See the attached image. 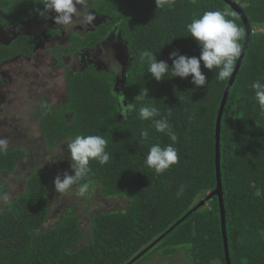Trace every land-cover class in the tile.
I'll return each mask as SVG.
<instances>
[{
  "label": "trees",
  "instance_id": "obj_1",
  "mask_svg": "<svg viewBox=\"0 0 264 264\" xmlns=\"http://www.w3.org/2000/svg\"><path fill=\"white\" fill-rule=\"evenodd\" d=\"M230 1L241 9L252 32L220 123L219 167L228 254L230 264H264V126L255 122L264 124V113L250 88L264 77V0ZM90 7L91 12L104 15V21L84 36L73 34L71 46L62 51L95 45L115 24L128 55L122 85L114 88L111 69L67 70L64 99L50 104L37 93L40 105L35 114L40 116L39 129L48 146L78 134L101 135L108 141L111 159L105 165L90 162L93 171L88 182L104 199L126 198L127 208L90 215V236L78 243L83 230L72 205H65L58 220L44 227L50 175L33 172L24 190L0 207V264H126L158 243H167L174 252L183 249L189 264H227L216 196L185 215L197 198L215 187V118L227 81H218L217 70L206 69L201 62L206 86L196 87L191 76L157 82L147 73V65L140 63L139 53L153 51L170 66L169 53L177 49L199 57L200 47L188 33L187 23L205 11L228 10L235 14L228 18L244 32L239 14L225 0H176L163 10L156 9L155 0H91ZM37 9H43L38 0H0V27L40 17ZM20 39L0 41V65L24 52L16 41ZM33 42L29 36L24 45L30 48ZM144 87L149 89L144 102L158 107L178 135L173 146L180 161L160 175L146 166V155L152 144L173 142L149 128V122L139 120L137 112L126 119L120 113L122 99L125 106L136 103L140 107L135 97ZM141 129L149 131L146 143ZM24 154L17 146L8 147L0 154V175L13 171ZM181 187L183 194L177 196ZM7 190L0 180V193L7 194Z\"/></svg>",
  "mask_w": 264,
  "mask_h": 264
},
{
  "label": "clouds",
  "instance_id": "obj_2",
  "mask_svg": "<svg viewBox=\"0 0 264 264\" xmlns=\"http://www.w3.org/2000/svg\"><path fill=\"white\" fill-rule=\"evenodd\" d=\"M38 2L43 4L42 10L37 9L38 15L47 18L50 11L55 12L57 14L53 17L55 23L62 26L66 32L71 33L76 25H81L86 29L95 19V15L89 11L91 0H38ZM175 3L176 0H155L156 9L162 10L171 8ZM234 15L228 10L205 11L187 23L188 33L200 47L199 57L180 54L177 49L169 53V59L172 60L170 66L167 61L158 60L155 52L142 50L139 53V61L147 65V73H150L157 82L166 77L188 78L191 76V82L196 87L206 86L208 81L201 70V62L204 68L217 70L215 75L218 81H227L233 75L236 61L241 56V41L244 36L243 29L236 24L234 19L228 18ZM105 59H111L110 54H105ZM250 88L254 91V100L259 105L260 111L264 113V77L252 82ZM148 92L149 89L144 87L143 91L135 97V101L141 102L138 109L136 103H128L125 106L123 103L125 99H122L120 113L126 119L130 113L137 112L139 120L149 122V128L154 127L156 132L163 133L173 142L164 146L159 143L152 144L146 155L144 161L146 166L155 174L160 175L180 161L178 149L173 146L178 141V135L168 119L161 116L158 107L144 102L145 98L149 97ZM157 117L160 118L157 119ZM255 122L258 127L264 126V124ZM140 135L142 142L146 143L149 139L148 129H141ZM8 146L7 138H0V154L6 153ZM107 148L108 141L101 135H76L68 143L71 157L70 167L74 174H69L67 171L62 176L58 174L54 180L55 191L66 194L72 190L74 185H79L76 194L85 197L90 187L88 178L93 171L90 162L95 161L100 165L107 164L111 159V153L107 151ZM183 191L181 187L177 196L182 195ZM0 199L7 201L8 196L0 193ZM209 200H206L207 203Z\"/></svg>",
  "mask_w": 264,
  "mask_h": 264
},
{
  "label": "rangeland",
  "instance_id": "obj_3",
  "mask_svg": "<svg viewBox=\"0 0 264 264\" xmlns=\"http://www.w3.org/2000/svg\"><path fill=\"white\" fill-rule=\"evenodd\" d=\"M49 57H40L39 59L43 61ZM39 59L38 61L23 60L19 62L17 66L9 69V73L13 75L12 80L8 81V78L4 77L1 81L4 88L1 92L7 99L9 97V101L8 103L0 102V138H7L8 147L17 146L25 154L23 159L17 162L13 171L0 175V180L6 184L8 189L6 194L8 200L0 199V207L4 206L17 193L24 190L25 180L29 174L36 171H46L50 175V182L46 192L49 210L44 227L58 220L65 205H72L73 213L79 217L80 227L83 230V237L78 242L81 243L90 236V215L102 211L125 209L127 208L128 200L121 196L104 199L92 187H89L85 197H80L76 194L78 191L77 185H74L72 190L66 194L55 191V177L58 174L62 176L65 171L72 174L68 143L73 138L66 137L56 141L53 146H48L44 141L43 134L40 132L38 125L40 116L33 114L37 107L35 101L38 98L34 97V99L29 100V94L35 96L39 92L45 93L41 95L50 98L51 102H56L57 98L51 88L56 89L57 84L50 83L47 77L52 70L50 65ZM21 63H23L22 66ZM42 63L46 66L43 67ZM5 67H3L5 68L4 70H7L8 66ZM43 70L46 72L45 75L42 73ZM56 74L57 83L62 86L61 77L58 73ZM32 79L33 82H27ZM39 80L44 86L40 85ZM31 86L34 87V91H30ZM6 88H9V91H6ZM8 93H10V96ZM27 93L29 94L27 95ZM196 201H198V198ZM206 204L207 201L199 208ZM168 247L167 243H158L132 264H189V257L185 256L183 249H178L174 252L168 250Z\"/></svg>",
  "mask_w": 264,
  "mask_h": 264
},
{
  "label": "flooded vegetation",
  "instance_id": "obj_4",
  "mask_svg": "<svg viewBox=\"0 0 264 264\" xmlns=\"http://www.w3.org/2000/svg\"><path fill=\"white\" fill-rule=\"evenodd\" d=\"M92 13L95 15L92 25L86 29L81 25H76L71 33L64 31L62 26L55 23L53 17L57 14L52 11L48 13L47 18L34 16L19 23H11L2 28L0 27V33L3 35L0 37V41H10L20 37L21 39L16 41H18L20 45L22 44L21 47L24 51L23 53L16 54L13 58H7L0 65V102L8 103L9 101V97L7 99V97L1 92V90L4 89L1 81L4 77H7L8 81L12 80L13 75L9 73L11 67L17 66L18 63L23 60L38 61L40 57L44 58L47 56L50 57L43 61L41 59L39 60L50 65L52 68L47 77L49 78L50 83L53 82L57 84V88H51V90L58 101L62 100L60 97L64 98L65 81L63 75L67 70L70 72L72 70H81L85 67H92L97 70L111 69L114 71L113 86H115V88H117L118 85L121 86V80L124 78L127 63H125L124 59L120 60L117 55L121 50L119 41L122 38L120 37L115 24L111 26L104 37L95 43V45L89 47L81 46L78 47L77 50L68 53H63L62 51V47L71 46V37L73 34L84 36L88 31L94 30L99 24H101V22H98V19L104 15L98 16L95 12ZM29 36H32V40H34V42L30 44V48L24 45V43L27 44ZM122 41L124 40L122 39ZM105 54H110L111 59H105ZM48 59L50 60V64ZM44 63H42L43 67L46 66ZM22 65L23 63H21V66ZM3 66H8L7 70H4L6 67L3 68ZM42 73L45 75L46 72L43 70ZM56 73L61 77L62 86H59L57 83V79L55 78V75H57ZM116 80L117 83L115 84ZM27 82H33V79ZM39 82L41 86H44L40 80ZM6 89V91H9V88ZM22 91L25 92L24 89H22ZM30 91H34V87L31 86ZM8 94L10 96V93ZM28 94L29 93H27V95ZM29 96V100L37 97V95L34 96L33 94H29ZM37 98L38 100L35 101L37 107L36 110L33 111V114L36 113L38 105H40L38 104L40 98ZM46 99L50 104L52 103L49 100L50 98L46 97Z\"/></svg>",
  "mask_w": 264,
  "mask_h": 264
},
{
  "label": "water",
  "instance_id": "obj_5",
  "mask_svg": "<svg viewBox=\"0 0 264 264\" xmlns=\"http://www.w3.org/2000/svg\"><path fill=\"white\" fill-rule=\"evenodd\" d=\"M240 16L243 25H244V39L242 43V51H241V56L237 59L236 64L234 66V71L233 75L227 80L226 86L224 88V91L222 93L220 103L218 106V110L216 113V118H215V127H214V166H215V187L208 193L206 194L203 198L199 199L195 205L188 210V212L185 214L187 215L188 213L191 212V210L196 209L203 205L206 200H209L213 195L217 197L218 201V208H219V216H220V230H221V236H222V242H223V249H224V258L226 260L227 264H230L229 260V254H228V246H227V237H226V227H225V213H224V206H223V197H222V188H221V179H220V167H219V162H220V123H221V117L224 109V105L227 99L228 92L230 90V87L235 79L236 73L238 71V68L240 66V63L243 59V56L245 54L246 48H247V43L249 39V35L252 32V29L250 28L247 18L241 11V9L236 5L235 2L230 1V0H225ZM105 16L99 17L98 22L104 21ZM121 39V38H120ZM119 45L121 47V50L119 51L118 58L120 60L127 61L128 63V55H127V49H126V43L122 41V39L119 41ZM122 58V59H121ZM122 81V80H121ZM117 83V80L115 84ZM115 88V86H114ZM184 215V216H185ZM182 216L180 219H183ZM177 220L174 224H177L179 221ZM172 227V226H171ZM171 227L168 229L170 230ZM167 230V231H168ZM164 234H161L153 243L149 245L152 246L155 242H157ZM148 247V246H147ZM146 249L141 250L139 253H137L129 262L126 264H131L135 259H137L139 256H141Z\"/></svg>",
  "mask_w": 264,
  "mask_h": 264
}]
</instances>
